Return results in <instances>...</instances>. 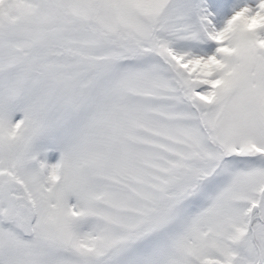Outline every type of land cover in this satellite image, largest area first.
Segmentation results:
<instances>
[{"label":"snow or ice","instance_id":"snow-or-ice-1","mask_svg":"<svg viewBox=\"0 0 264 264\" xmlns=\"http://www.w3.org/2000/svg\"><path fill=\"white\" fill-rule=\"evenodd\" d=\"M0 264H264V0H0Z\"/></svg>","mask_w":264,"mask_h":264}]
</instances>
